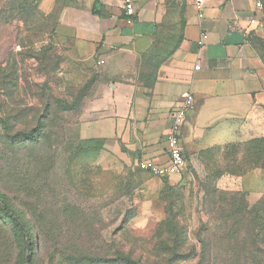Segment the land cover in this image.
I'll list each match as a JSON object with an SVG mask.
<instances>
[{"label": "rangeland", "instance_id": "rangeland-1", "mask_svg": "<svg viewBox=\"0 0 264 264\" xmlns=\"http://www.w3.org/2000/svg\"><path fill=\"white\" fill-rule=\"evenodd\" d=\"M87 4L0 0V121L7 129L0 124V194L6 195L0 202L24 223L41 251L38 257L34 252L35 264H42V253L57 254L58 245L64 248L59 253L64 263L164 264L156 251L158 241L166 240L163 230L159 237L140 236L129 226L143 202V190L153 189L158 179L139 167L136 181L118 177L99 165L97 143L80 138L90 86L83 70L66 57L56 28L66 10H85ZM259 50L264 61V39ZM38 124L35 136L26 137ZM212 158H206L210 168ZM228 162L234 170L241 167L240 156ZM218 165L225 167L222 160ZM190 174L183 186L162 181L158 198L161 213L171 211L186 234L174 264L198 262V238L207 240L213 264H259L264 251L261 184H243L240 177L225 174L215 185L207 182L205 171ZM79 235L83 249L75 251L71 242ZM21 242V231L0 208V264H14L15 245ZM233 250L248 253L235 258L230 256Z\"/></svg>", "mask_w": 264, "mask_h": 264}, {"label": "crops", "instance_id": "crops-1", "mask_svg": "<svg viewBox=\"0 0 264 264\" xmlns=\"http://www.w3.org/2000/svg\"><path fill=\"white\" fill-rule=\"evenodd\" d=\"M122 2L88 0L85 10H66L56 28L66 57L90 82L80 138L97 143L103 169L133 182L140 163L167 165L170 118L189 93L194 109L180 130L187 171L167 178L169 186H183L190 172L203 174L204 153L264 139V65L255 47L264 39L258 0H206L203 19L190 0H134L131 25ZM201 31L206 40L198 48ZM162 181L143 190L129 223L137 235H153L165 218L158 199ZM240 182H259L261 192L264 170Z\"/></svg>", "mask_w": 264, "mask_h": 264}, {"label": "trees", "instance_id": "trees-1", "mask_svg": "<svg viewBox=\"0 0 264 264\" xmlns=\"http://www.w3.org/2000/svg\"><path fill=\"white\" fill-rule=\"evenodd\" d=\"M94 11L93 13H95ZM255 47L258 50L260 58L264 65V61L259 50L260 40L256 41ZM86 85L90 86V82L86 83ZM0 124L2 125L3 131L6 132L7 131L6 124L2 121H0ZM37 129H39V124L37 125L36 129L28 133L26 137L33 138L37 132ZM220 153L222 154L220 155ZM210 154L213 155V158L211 159L214 164L213 168H210L208 163H206L207 155ZM238 156H240L239 164L241 167L238 170H234L231 167V163L228 162V158L238 157ZM221 160L222 163L223 162L225 163V167L219 168L218 163ZM202 162L204 164L205 173L207 175V182L210 183L212 180L213 182H215V185L216 182L219 181L225 174L231 175L233 177H243L256 169L264 170V139L250 141L247 144H243V145L229 146L224 149H214L202 155ZM228 164L230 166H228ZM223 170H225V172H223ZM161 180L166 181L167 178ZM205 194L208 196L207 191L205 192ZM0 198L6 199V195L0 194ZM0 208L9 218V221L12 224H14L17 227V229L21 231L22 242L19 245H15V256H16L15 258L17 259H15L14 264H35L34 252L37 254L38 257L40 256L39 253H41V251H39L38 247L31 239V235L27 232L24 223L21 222L12 213V211L9 210V207L5 203L0 202ZM219 212L224 214L223 210H219ZM216 220L220 225H223L222 221L220 220L218 221V219ZM161 230H163L162 234L164 235V237H166V240L165 242L158 241L156 251L162 255V260L164 264H174V262L178 260L180 256L178 249L181 247L182 242H180L179 240H181L182 236L186 234L183 231V229L180 227V223L176 220V217L171 213V211L168 212V215L165 212V218L156 228L154 235H157L158 237L161 236V232H160ZM81 239H83V237L80 235L78 236V239L73 238L71 242V246L75 245V247H73L75 248V251L78 249H83L82 243L80 242ZM198 240L201 249H200V254L198 256V262L196 261V264H213V253H212V249L208 245H206L207 240L202 239L201 241V239L199 238ZM182 244H186V240H183ZM27 247L29 248L28 258H26ZM57 249H58L57 254L47 255V252L42 253V264H82L83 263V262L64 263L61 258V254H59L60 252L64 251V248L58 245ZM247 253L248 252L245 251L236 252L235 250H233L230 252V256L232 255L235 258H244L247 255ZM259 254H260L259 264H264V251H260ZM225 255L228 256L226 253ZM88 264H96V262L91 261L88 262ZM128 264H136V263L129 261Z\"/></svg>", "mask_w": 264, "mask_h": 264}, {"label": "built area", "instance_id": "built-area-1", "mask_svg": "<svg viewBox=\"0 0 264 264\" xmlns=\"http://www.w3.org/2000/svg\"><path fill=\"white\" fill-rule=\"evenodd\" d=\"M206 0H190V3L194 5L196 13L199 19L204 18V5ZM256 8L262 10V2L258 0ZM122 10L126 18V23L131 25L134 17L136 16L134 0H123ZM206 40L205 32L201 31L200 38L197 43L198 48L204 46ZM195 71H200V61L194 68ZM194 109V97L189 93L182 104V106L172 113L170 118V128L165 137V149L168 157V164L165 166H158L151 162H142L138 165L140 169L148 173L149 175L158 178L165 179L172 176H179L187 168L186 159L183 155V151L180 145V130L186 120L188 113Z\"/></svg>", "mask_w": 264, "mask_h": 264}, {"label": "water", "instance_id": "water-1", "mask_svg": "<svg viewBox=\"0 0 264 264\" xmlns=\"http://www.w3.org/2000/svg\"><path fill=\"white\" fill-rule=\"evenodd\" d=\"M28 249H29V248L27 247V255H26V258H28Z\"/></svg>", "mask_w": 264, "mask_h": 264}]
</instances>
